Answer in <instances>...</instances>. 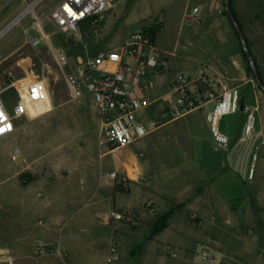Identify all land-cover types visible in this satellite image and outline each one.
<instances>
[{"label":"crops","instance_id":"1","mask_svg":"<svg viewBox=\"0 0 264 264\" xmlns=\"http://www.w3.org/2000/svg\"><path fill=\"white\" fill-rule=\"evenodd\" d=\"M199 1L194 7H199L198 15L205 20L199 36H211L216 23L228 20L224 14L226 2ZM6 5V0H0V11ZM234 7L236 14L233 13L246 37L249 35L245 27L263 28L264 31V0H234ZM253 18L258 22L255 26L251 23ZM12 21L7 22V25ZM234 34L237 36V32ZM16 35L17 33L14 37ZM14 37L8 38L7 44ZM239 56L240 54L233 57L231 64H226L225 57L218 55L216 68L200 73L225 78L223 73L233 72ZM172 79L165 74L157 77L155 88L136 89L141 98L156 101L139 114V121L148 123V136L170 123L194 114L168 122L159 128L152 127V120L164 107L162 99L169 93ZM255 98L257 105L253 109L245 103L243 95L242 117L235 120L234 128L223 127L222 132L221 123L227 116L221 120L220 131L228 139L225 145L210 137L212 131L207 115L212 105H208L200 114L205 118L210 138H198L196 143L193 139H181L173 143L172 149L168 151L171 152L169 158L172 159V167H158L159 162L140 158L141 153L146 154L143 150H136L141 148H135V144L140 141L121 153H117L119 149L99 144L100 171L93 174L90 157L87 167L85 162H82V167L80 162L77 163L70 156L74 145L70 141L73 130L66 125L59 126V133L64 139L61 140L56 155L37 159L35 170L38 175L33 182L22 188L19 179L21 172L17 169L7 172V181L14 180L17 183L7 187V209L0 200V217L7 210V224L1 225L0 221V235H7V240L1 241L0 245L16 260L14 264H95L90 261L103 258L104 261L100 264H105L109 248L114 242L120 246V257L115 264H201L194 258L196 244H210L216 258L212 263L202 264H264V184L254 193L251 189L241 192L234 185V181L245 179L243 164L246 155L249 154L250 158L252 153V148L248 149L244 144L255 141L256 137L264 139V94L255 91ZM88 101L94 107L100 128L92 96L86 93L78 103ZM55 109L53 106L49 112H54ZM249 114L255 116L256 124L257 114L260 119L259 128L255 125L252 134L245 132ZM23 116L17 118L16 122ZM17 128L16 123V130ZM159 148L160 146L156 147L154 153L158 154ZM109 155L116 156L110 160V165L116 171L128 174L129 166L136 171L131 177L133 185L127 194L118 192L114 181L101 175L105 169L102 163L106 162ZM257 160H260V155ZM251 176L252 169L249 179ZM244 185L248 183L245 182ZM179 186L180 192H174ZM149 200L157 208V217L144 215L147 221L150 220L148 222L145 220L146 222L134 226L110 218L112 212L139 213ZM176 205L183 207L172 214L167 228L153 235V223ZM12 213L18 222L12 220ZM38 243L52 245L58 248V252L33 258L32 253ZM168 247L177 256H173Z\"/></svg>","mask_w":264,"mask_h":264},{"label":"rangeland","instance_id":"2","mask_svg":"<svg viewBox=\"0 0 264 264\" xmlns=\"http://www.w3.org/2000/svg\"><path fill=\"white\" fill-rule=\"evenodd\" d=\"M6 1L7 5L4 10L0 11V30H5L24 13L25 15L6 33V36L0 39V89L6 90L4 99L10 108L21 102L18 91L20 89L24 106L29 109V116L24 115L16 122L18 128L15 134L0 141V200L6 209L7 187L17 183L14 180L7 181V172L14 169L21 172L19 179L22 188L33 182L38 175L35 170L37 159L41 160L43 157L50 158V156L56 155V150L61 140L64 139L59 133L61 125H66L73 130L70 141L74 142V145L70 150V156L74 157L77 163L80 162L82 167V162H85L87 167L90 157V168L93 174L99 173V144H104V137L98 126L94 107L89 101L78 103L84 96L79 99L71 97L66 76V73L74 70L77 57L86 54V49L112 50L118 48L123 45L132 32L161 23L164 29L157 37V44L159 50L164 52L163 61L171 69L168 74L170 77L174 78L177 72L196 75L201 71H213L216 68L218 55L222 54L225 57V63L231 64L232 58L240 54L236 68L230 74L223 73L224 79L231 86L240 88L245 97V103L253 109L257 105L255 91L264 94L258 85L249 59L244 56L240 37L238 34L237 36L234 34L236 33L234 24L229 18L227 7L224 14L228 20L216 23L212 28L211 36H199L205 20L200 15L193 18L187 11L199 4V0H190L189 3L188 0H114L112 8L104 14L101 26L97 29H83L82 40L76 41L77 43L73 45L66 44L69 37L60 33L49 17L50 11L62 0H29L32 4L28 0ZM231 3L232 10L236 14L234 0H231ZM36 16L43 19L45 32L50 36L51 43L42 42L34 47L28 43V36L41 37ZM10 20L13 21L7 25ZM251 23L255 26L258 22L253 18ZM245 30L249 35L246 39L256 60L259 74L264 78L263 28L245 27ZM16 33L17 35L14 37ZM11 37L14 38L10 44H7V39ZM54 51L65 53L69 57L70 65L66 67L65 71L58 66ZM13 84L15 86L7 91V88ZM59 104L62 105L57 108ZM53 106L56 109L54 112H49ZM200 113L201 111L180 121L170 123L135 144V148H141L136 150H143L146 153L140 152V158L145 157V159H151L156 163L159 162L158 167H162L161 165L172 167V159L169 158L171 152L168 153V151L172 149L173 143L181 139H193L196 143L201 137L206 139L211 137L215 141L212 134L210 137L208 136L205 118ZM241 117V112L227 116L221 123L222 132L224 131L223 127L234 128L235 120ZM257 117L256 128H259V114ZM145 125L149 127L148 123ZM263 141L262 137H256L255 141L244 144L246 148H252V153L250 158L249 154L246 155L247 158L243 164L245 179L234 181L235 187L241 192L244 189L246 192L251 189L254 193L264 184ZM158 146L160 148L157 154L154 153V150ZM130 147L119 149L117 153L124 152ZM15 151L19 152V155L16 160H13L12 155ZM174 151L177 150L174 149ZM173 154L177 155V153ZM259 155L260 160H257ZM115 157L109 155L106 162L103 161L102 165L105 169L102 170L101 175L114 181L115 189H117V185H123L124 188L129 189L133 185L131 177L136 171L131 166L127 167L128 174L116 171L110 165V160ZM161 159H163L162 162L159 161ZM250 169H252V176L249 179ZM39 172H41L40 169ZM112 174H116L115 179L112 178ZM245 182L248 185L245 186ZM180 188L179 186L174 192H180ZM146 205L139 213L125 215L127 217L139 215L142 217L141 221L146 222L144 216ZM4 212L0 217L1 225L2 223L7 224V210ZM114 213L121 212H112L111 219H114ZM13 218H15L14 213H12V220L15 223L18 222L16 218ZM124 223L132 225L129 222ZM6 238L7 235L2 233L0 242L7 240ZM45 245L58 249L49 244ZM196 245L194 258L198 263H205L200 255L201 246ZM32 257L39 258L33 253ZM102 261L104 258L103 260H92L90 263L100 264Z\"/></svg>","mask_w":264,"mask_h":264},{"label":"built area","instance_id":"3","mask_svg":"<svg viewBox=\"0 0 264 264\" xmlns=\"http://www.w3.org/2000/svg\"><path fill=\"white\" fill-rule=\"evenodd\" d=\"M114 0H62L49 13L50 19L60 33L81 41L83 29H97L101 26L104 14L113 6ZM196 18L200 9L193 7L189 10ZM25 15V13H24ZM41 37L28 36V43L38 46L42 42L49 44L50 36L45 32L43 19L36 16ZM58 66L65 71L70 65L69 57L62 52H55ZM163 54L159 51L156 41L147 28L132 32L126 41L112 50L86 49L84 56L76 59L74 70L66 73L73 99H79L86 93L94 100L100 129L104 137V144L118 150L128 148L143 140L149 134V127L139 121V114L146 108L153 106L156 101L141 98L136 89L149 90L156 86L157 77L168 75L171 69L163 61ZM9 86L7 91L14 87ZM6 90L0 89V141L16 131V119L29 115V109L24 106L22 92L18 89L21 102L10 108L4 99ZM163 109L152 120V127L159 128L168 122L178 120L189 114L204 111L212 105L208 113V121L216 141L225 145L228 139L220 131L221 120L228 115L242 111L243 94L240 88L231 86L220 76L207 73L187 75L177 72L170 82V91L162 99ZM256 118L249 114L245 132L252 134L255 130ZM19 152L15 151L12 159L16 160ZM113 179L116 174L111 175ZM144 215L157 217V208L149 200ZM114 219L129 222L134 226L141 224L142 217L124 213H114ZM168 251L173 256L177 254L172 248ZM58 249L38 243L33 255L41 257L53 255ZM200 255L205 263L215 261L210 244L200 247ZM120 257V246L114 242L109 248L105 264H115ZM0 264H14V258L8 255L0 245Z\"/></svg>","mask_w":264,"mask_h":264},{"label":"water","instance_id":"4","mask_svg":"<svg viewBox=\"0 0 264 264\" xmlns=\"http://www.w3.org/2000/svg\"><path fill=\"white\" fill-rule=\"evenodd\" d=\"M225 2H226V7H227L228 14H229V16H230V18H231V20H232V22L234 24V27H235L236 31L239 34L243 50H244L245 54L247 55V57H248V59L250 61V64L252 66V69H253L254 75L256 77V80L258 82V85L261 88V90L264 92V82H263V80H262V78H261V76L259 74L258 67H257L255 59H254V57L252 55L250 47L248 45V42H247V39H246V35H245L244 31H243V28H242L241 24L239 23V21L237 20V18L234 15V13H233L231 0H225ZM29 3L32 4L30 1H29ZM23 16H24V14L22 16H20L18 19H16L14 22H12L5 30H3L0 33V38L5 33H7L16 23H18L19 20Z\"/></svg>","mask_w":264,"mask_h":264},{"label":"trees","instance_id":"5","mask_svg":"<svg viewBox=\"0 0 264 264\" xmlns=\"http://www.w3.org/2000/svg\"><path fill=\"white\" fill-rule=\"evenodd\" d=\"M234 28H235V27H234ZM163 29H164V27H163V25H162L161 23H156V24H154L153 26L148 27V28H147V31L153 35L154 40L156 41V40H157V37H158V35H159V33L162 32ZM84 30H87L86 27H85ZM235 31H236V29H235ZM236 32H237V31H236ZM237 34H238V32H237ZM238 35H239V34H238ZM76 43H77V42H76L74 39H72V38H69V39L66 41V44H73V45H74V44H76ZM243 51H244V50H243ZM244 56H245L246 58H248L247 55L245 54V52H244ZM255 62H256V60H255ZM256 65H257V63H256ZM261 78H262V77H261ZM262 80H263V82H264V78H262ZM117 190H118V192L123 193V194H127V193L129 192V190L126 189V188H124L123 185H117ZM182 207H183V205H176V206L173 207L168 213H166V214L160 216V217H159V218L153 223V227H152L153 235H157V234H159L160 232H162L165 228H167V227H168V221H169L170 217L172 216V214H173L176 210H178V209H180V208H182Z\"/></svg>","mask_w":264,"mask_h":264},{"label":"snow or ice","instance_id":"6","mask_svg":"<svg viewBox=\"0 0 264 264\" xmlns=\"http://www.w3.org/2000/svg\"><path fill=\"white\" fill-rule=\"evenodd\" d=\"M0 115H2V114H0ZM3 131V129H0V132H2Z\"/></svg>","mask_w":264,"mask_h":264}]
</instances>
